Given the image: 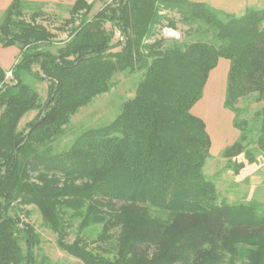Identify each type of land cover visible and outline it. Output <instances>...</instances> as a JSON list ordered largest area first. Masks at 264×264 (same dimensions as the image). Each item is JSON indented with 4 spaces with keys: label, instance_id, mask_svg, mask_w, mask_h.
Wrapping results in <instances>:
<instances>
[{
    "label": "trees",
    "instance_id": "1",
    "mask_svg": "<svg viewBox=\"0 0 264 264\" xmlns=\"http://www.w3.org/2000/svg\"><path fill=\"white\" fill-rule=\"evenodd\" d=\"M98 1L76 0L55 51L56 35L38 22L48 18L39 9L26 13L33 4L14 0L0 22V47L19 48L12 82L0 66V264H38L37 235L21 218L25 205L36 206L58 246L84 264H264V214L256 203H218L204 173L212 140L192 113L210 73L229 60L224 108L241 136L223 156L245 154L236 174L255 164L246 147L252 129L264 155V107L247 120L248 107L237 106L248 97L264 103V9L236 16L195 0H112L90 16ZM178 23L214 39L162 36ZM124 71L142 78L116 119L51 153L80 109ZM25 75L48 83L44 102ZM31 111L37 116L19 130ZM152 208L168 216L154 217ZM68 210L82 216L80 230L102 226L97 251L66 241Z\"/></svg>",
    "mask_w": 264,
    "mask_h": 264
},
{
    "label": "rangeland",
    "instance_id": "2",
    "mask_svg": "<svg viewBox=\"0 0 264 264\" xmlns=\"http://www.w3.org/2000/svg\"><path fill=\"white\" fill-rule=\"evenodd\" d=\"M112 0H99L94 5L90 16L103 8L105 3ZM204 2L213 8L224 13L242 16L248 9H264V0H195ZM41 10L43 17L47 20L38 19V22L46 26L52 33L56 35L55 48L61 46L67 39L68 32H60L58 28L62 25L64 17L57 15L56 12H44V9L38 6H28L26 13L29 16L35 10ZM170 15V14H169ZM171 17L179 18L176 14ZM69 17V15L67 16ZM106 29L111 31L113 27L106 24ZM177 29H165L162 36L167 39H176L183 43H192L195 41L213 40L212 33L207 35H198L197 33L188 32V27L178 23ZM19 50L17 46L13 48L0 47V65L4 68H11L19 59ZM119 49H115L118 51ZM230 68V61L221 59L216 69L209 76L203 91L202 99L193 107L192 113L200 117L207 127V131L212 140L210 156L206 162L204 173L208 180L212 181L218 190V203L248 204L256 203L258 213L264 214V155L255 150V140L257 133L254 129L249 133V139L246 143L247 150L251 151L257 162L247 165L239 174L234 172V164L236 162H247L245 154H241L234 159H226L223 152L226 148L233 145L239 140L241 132L233 125L234 114L224 108V100L227 90V75ZM5 70L6 74L11 71ZM37 69V67H36ZM142 78V73H132L124 71L116 73L111 80V88L109 92L99 95L87 106L72 118L71 123L65 128L64 134L52 143L47 149L53 154L67 151L77 137L89 129L102 128L113 122L121 113L123 104L134 98L138 83ZM25 82L32 86L40 95V99L44 102L48 96V83L41 82L30 75H25ZM6 83L13 81V78L5 77ZM1 88V85H0ZM253 97L240 100L238 107H248L247 112L241 116V119L252 120L254 114L264 107V103H255ZM1 113V110H0ZM38 111L27 113L19 124V130L26 128ZM21 218L34 228L38 238L36 247V259L38 264H84L79 259L71 256L63 251L57 244L58 234L52 230L43 220L40 210L34 205L21 206ZM75 211L68 210L65 219L68 221L65 230V239L68 243H73L76 239H81L83 246L89 250L97 251L96 242L98 236L102 232L101 225H91L86 229L80 230L79 225L82 216H73ZM154 217L165 219L168 215L155 208L151 209ZM108 246V244H105ZM24 251L26 245L23 244ZM108 258L111 255H106Z\"/></svg>",
    "mask_w": 264,
    "mask_h": 264
},
{
    "label": "crops",
    "instance_id": "3",
    "mask_svg": "<svg viewBox=\"0 0 264 264\" xmlns=\"http://www.w3.org/2000/svg\"><path fill=\"white\" fill-rule=\"evenodd\" d=\"M14 0H0V22L8 9V7L13 3ZM24 2H28L33 4L32 6H40L44 9V12H56L57 15H62L61 17H64V19H67L70 17V9L75 4L76 0H22ZM69 15V17H67ZM13 48V47H9ZM16 53H19V50H16ZM1 66V65H0ZM4 70H9L11 68H4L1 66ZM34 111H31L29 113H33Z\"/></svg>",
    "mask_w": 264,
    "mask_h": 264
},
{
    "label": "built area",
    "instance_id": "4",
    "mask_svg": "<svg viewBox=\"0 0 264 264\" xmlns=\"http://www.w3.org/2000/svg\"><path fill=\"white\" fill-rule=\"evenodd\" d=\"M119 35V34H118ZM7 78H13V74H12V71H9L7 74H6ZM0 109H1V104H0Z\"/></svg>",
    "mask_w": 264,
    "mask_h": 264
}]
</instances>
